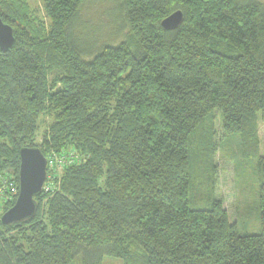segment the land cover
Segmentation results:
<instances>
[{
    "label": "trees",
    "instance_id": "trees-1",
    "mask_svg": "<svg viewBox=\"0 0 264 264\" xmlns=\"http://www.w3.org/2000/svg\"><path fill=\"white\" fill-rule=\"evenodd\" d=\"M40 1L48 27L27 0H0L16 39L0 51V178L19 185L22 148L71 162L48 169L32 219L0 221V264H104L134 250L142 264H264V156L256 235L241 234L221 200L192 208L191 172L194 137L213 112L226 137L264 120V5ZM89 9L101 20L89 25ZM177 11L182 24L165 31Z\"/></svg>",
    "mask_w": 264,
    "mask_h": 264
},
{
    "label": "rangeland",
    "instance_id": "rangeland-1",
    "mask_svg": "<svg viewBox=\"0 0 264 264\" xmlns=\"http://www.w3.org/2000/svg\"><path fill=\"white\" fill-rule=\"evenodd\" d=\"M27 1L33 14L41 18L43 25L48 27L50 21L41 1ZM257 1L264 5V0ZM114 9L109 5L104 11L111 20L116 12ZM88 12L89 16L93 13L87 21L89 25L92 23L91 19L101 20V11L89 9ZM84 23L87 24L86 21ZM98 26L104 30L108 25L102 21ZM81 34L84 41L91 39L87 30L80 31L79 36ZM221 122L220 113L213 112L194 137L191 156L194 185L192 208L208 209L213 199L221 200L231 223L238 225L239 232L256 235L261 232V176L258 158L264 156V120L261 117L255 119L253 130L245 136L230 137L224 136ZM45 128L47 126L42 127V130ZM104 264H142V253L134 250L132 257L127 261L107 257Z\"/></svg>",
    "mask_w": 264,
    "mask_h": 264
},
{
    "label": "water",
    "instance_id": "water-1",
    "mask_svg": "<svg viewBox=\"0 0 264 264\" xmlns=\"http://www.w3.org/2000/svg\"><path fill=\"white\" fill-rule=\"evenodd\" d=\"M184 20V13L177 11L162 22L165 31H174ZM16 43L14 29L0 17V51L10 52ZM48 176V160L39 148L20 150L19 196L15 205L0 218L4 226L32 219L38 205L35 200L44 190Z\"/></svg>",
    "mask_w": 264,
    "mask_h": 264
},
{
    "label": "built area",
    "instance_id": "built-area-1",
    "mask_svg": "<svg viewBox=\"0 0 264 264\" xmlns=\"http://www.w3.org/2000/svg\"><path fill=\"white\" fill-rule=\"evenodd\" d=\"M71 158L67 156L59 157L52 155L48 160V169L61 168L68 164ZM48 178V176H47ZM47 181V180H46ZM19 196V185L11 174H6L0 178V214L6 205H10L17 201Z\"/></svg>",
    "mask_w": 264,
    "mask_h": 264
}]
</instances>
